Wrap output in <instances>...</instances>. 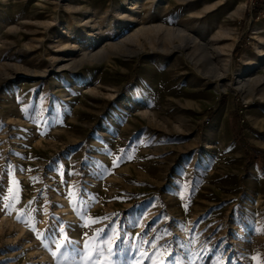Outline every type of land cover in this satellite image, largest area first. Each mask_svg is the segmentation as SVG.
Segmentation results:
<instances>
[{
    "label": "rangeland",
    "instance_id": "374dc122",
    "mask_svg": "<svg viewBox=\"0 0 264 264\" xmlns=\"http://www.w3.org/2000/svg\"><path fill=\"white\" fill-rule=\"evenodd\" d=\"M256 1L0 0V264H264Z\"/></svg>",
    "mask_w": 264,
    "mask_h": 264
},
{
    "label": "trees",
    "instance_id": "16d2710c",
    "mask_svg": "<svg viewBox=\"0 0 264 264\" xmlns=\"http://www.w3.org/2000/svg\"><path fill=\"white\" fill-rule=\"evenodd\" d=\"M263 10H264V7L261 5L260 1L257 0L256 5H255V10H254L255 15L258 16L259 13ZM239 49H240V44L237 46L235 53H238ZM254 151H255V154L261 153L259 148H254ZM252 157L253 155L250 152H247V162H249ZM263 167H264V163H263Z\"/></svg>",
    "mask_w": 264,
    "mask_h": 264
},
{
    "label": "bare ground",
    "instance_id": "6f19581e",
    "mask_svg": "<svg viewBox=\"0 0 264 264\" xmlns=\"http://www.w3.org/2000/svg\"><path fill=\"white\" fill-rule=\"evenodd\" d=\"M134 8H137V1H134V7L131 8V9L133 10ZM161 27H162V26H161Z\"/></svg>",
    "mask_w": 264,
    "mask_h": 264
},
{
    "label": "snow or ice",
    "instance_id": "6c2138e0",
    "mask_svg": "<svg viewBox=\"0 0 264 264\" xmlns=\"http://www.w3.org/2000/svg\"><path fill=\"white\" fill-rule=\"evenodd\" d=\"M217 264H222V262L221 261H218Z\"/></svg>",
    "mask_w": 264,
    "mask_h": 264
}]
</instances>
